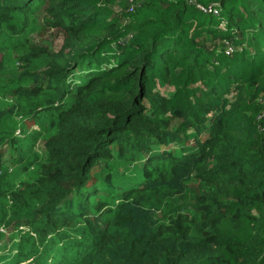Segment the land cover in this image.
Wrapping results in <instances>:
<instances>
[{
    "label": "trees",
    "instance_id": "trees-1",
    "mask_svg": "<svg viewBox=\"0 0 264 264\" xmlns=\"http://www.w3.org/2000/svg\"><path fill=\"white\" fill-rule=\"evenodd\" d=\"M4 250L264 264V0H0Z\"/></svg>",
    "mask_w": 264,
    "mask_h": 264
},
{
    "label": "rangeland",
    "instance_id": "rangeland-1",
    "mask_svg": "<svg viewBox=\"0 0 264 264\" xmlns=\"http://www.w3.org/2000/svg\"><path fill=\"white\" fill-rule=\"evenodd\" d=\"M112 10L114 12H120L121 8L119 5H114L112 6ZM110 18H107V21H109ZM101 21H105L104 19H102ZM32 37L34 38V43L35 44H42L44 43L45 45H48L52 48H54V50L57 49H61V47L63 46V38L61 36V34L57 33L54 30L51 31H42V32H36L32 35ZM166 90H168L167 93L171 92L173 89L172 88H167V89H163L162 91L165 92ZM29 125V123H28ZM31 127V130L37 128L35 127V125H29ZM18 133V132H17ZM36 151H40L42 150V145L40 142L37 143L36 147L34 148Z\"/></svg>",
    "mask_w": 264,
    "mask_h": 264
},
{
    "label": "built area",
    "instance_id": "built-area-1",
    "mask_svg": "<svg viewBox=\"0 0 264 264\" xmlns=\"http://www.w3.org/2000/svg\"><path fill=\"white\" fill-rule=\"evenodd\" d=\"M215 12H216V13H218V11H217V10H215ZM232 51H233V49H232V48H230V49H229V51H228V53H230V52H232Z\"/></svg>",
    "mask_w": 264,
    "mask_h": 264
},
{
    "label": "clouds",
    "instance_id": "clouds-1",
    "mask_svg": "<svg viewBox=\"0 0 264 264\" xmlns=\"http://www.w3.org/2000/svg\"><path fill=\"white\" fill-rule=\"evenodd\" d=\"M1 255H6V251L4 250L3 252L0 253Z\"/></svg>",
    "mask_w": 264,
    "mask_h": 264
}]
</instances>
